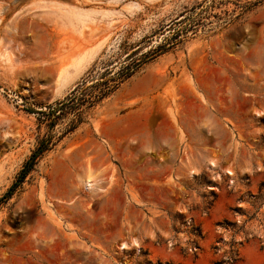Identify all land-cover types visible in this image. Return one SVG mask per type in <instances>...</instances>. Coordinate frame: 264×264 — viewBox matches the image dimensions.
I'll return each mask as SVG.
<instances>
[{
    "label": "rangeland",
    "instance_id": "rangeland-1",
    "mask_svg": "<svg viewBox=\"0 0 264 264\" xmlns=\"http://www.w3.org/2000/svg\"><path fill=\"white\" fill-rule=\"evenodd\" d=\"M160 45L74 131L39 122ZM50 134L0 264H264V0H0V198Z\"/></svg>",
    "mask_w": 264,
    "mask_h": 264
},
{
    "label": "trees",
    "instance_id": "trees-1",
    "mask_svg": "<svg viewBox=\"0 0 264 264\" xmlns=\"http://www.w3.org/2000/svg\"><path fill=\"white\" fill-rule=\"evenodd\" d=\"M138 51L139 48L135 49L126 60L131 58L132 55L138 53ZM165 51L166 45H160L157 48L145 53L141 58H136L129 62L122 63L119 70L115 74L110 75L109 78H104L106 75L112 73V71L107 69L102 74L101 80L93 82L90 85H86V82L83 81L81 84L76 86L64 99L57 100L54 103H51L45 107H41L40 110H37L36 112L39 114V122H46L48 127L52 129L60 118L66 115H72L70 124L64 131V135L74 131L83 122V114L86 110L91 109L102 102L105 98L109 97L143 64L149 62ZM53 137L54 135L50 134L46 139L40 141L39 146L32 152L30 158L25 162L22 169L18 173L16 180L3 194V196L0 198V201H4L10 197L14 190L20 186L26 175L35 165L38 157L44 151L50 148Z\"/></svg>",
    "mask_w": 264,
    "mask_h": 264
},
{
    "label": "bare ground",
    "instance_id": "bare-ground-1",
    "mask_svg": "<svg viewBox=\"0 0 264 264\" xmlns=\"http://www.w3.org/2000/svg\"><path fill=\"white\" fill-rule=\"evenodd\" d=\"M79 15V14H78ZM77 15V16H78ZM82 14H80V17H82L81 16ZM86 15L84 14V17H85ZM79 17V16H78ZM79 17V18H80ZM81 19V18H80ZM86 19H88V17H86ZM89 20V19H88ZM81 21H82V23L84 22L85 23V19L82 17V19H81ZM115 21L113 20V19H111L110 21H109V24L110 25H114L115 23H114ZM114 23V24H113ZM84 25V24H83ZM97 47H99L98 45L97 46H95V47H91V49H89V50H86L85 52H83V53H81L79 56H77V58L75 59V61L73 62V65L75 66V68L74 69H76V72H78L79 71V69L82 67V66H84L89 60H90V58L92 57V53H93V51L97 48ZM72 64V63H71ZM65 70V69H64ZM64 70H62V71H60L59 72V74H58V76H57V79H56V85H57V91H61V89H63V87H65L66 85H67V80H69L68 78H66V75H65V71ZM63 91V90H62ZM61 91V92H62ZM262 113L261 112H257V116H260ZM215 164V163H214ZM227 172L228 173H231V174H233V171H231V170H227ZM192 171H190V173H189V175L191 176L192 175ZM87 179V178H86ZM82 184H83V188L84 189H89L90 188V185H91V181H90V179L89 180H85V182L83 183L82 182ZM93 184V183H92ZM60 222V221H59ZM58 224V223H57ZM59 225V224H58ZM136 243V242H135ZM128 245H126L124 242L123 243H121L120 245H119V247H120V249L121 248H125V247H127Z\"/></svg>",
    "mask_w": 264,
    "mask_h": 264
}]
</instances>
